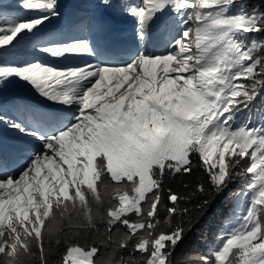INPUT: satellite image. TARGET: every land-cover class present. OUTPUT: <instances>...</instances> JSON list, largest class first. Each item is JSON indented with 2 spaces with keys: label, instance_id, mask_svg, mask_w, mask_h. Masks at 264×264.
Segmentation results:
<instances>
[{
  "label": "snow or ice",
  "instance_id": "obj_1",
  "mask_svg": "<svg viewBox=\"0 0 264 264\" xmlns=\"http://www.w3.org/2000/svg\"><path fill=\"white\" fill-rule=\"evenodd\" d=\"M102 4L136 21L126 58L91 38L92 16L50 28L59 0L0 10V89L20 80L50 102L0 105L24 158L12 170L16 154L0 153V264H182L177 247L226 192L199 264H264V122L237 119L264 106V0ZM197 175L166 192L169 177Z\"/></svg>",
  "mask_w": 264,
  "mask_h": 264
},
{
  "label": "rangeland",
  "instance_id": "obj_2",
  "mask_svg": "<svg viewBox=\"0 0 264 264\" xmlns=\"http://www.w3.org/2000/svg\"><path fill=\"white\" fill-rule=\"evenodd\" d=\"M114 2H118V0H114ZM129 2L135 4L138 2V0H129ZM19 3H20V0H0V5L5 6L0 10L7 11L13 15H18L21 17L30 15L23 8L19 6ZM59 3H60L62 19L59 21L53 22V24L50 25V28L54 30L58 31V30L63 29L65 31H68L69 27L71 26V24H73V21H74L73 20L74 18L72 15H75L77 9L82 8L86 10H92L97 15H99L100 18H101V15L104 17V14H105L108 18H113L114 20H116V22L122 19L119 25L120 26L128 25L127 29L130 26V21L132 20L134 28L131 29V31H135L136 21L132 17L126 15L123 10H115V9L106 8L102 4V0H59ZM18 11L20 12L19 14L17 13ZM105 25L106 27L113 28V24L110 21L105 22ZM104 28L105 27L100 26L98 30H95L94 32H92L91 38L94 41L96 40L98 43H102V41L98 38V36L102 35ZM115 50H117V48ZM32 58H38L42 60L45 64H52V65H55L61 68L69 64L73 66H77V65H83L87 62H93V63L95 62L94 60L88 57L74 58L65 63H61L60 61L47 57V56H38V57L34 56ZM14 59H16V57H12V56L7 57V60L9 61L14 60ZM77 59L79 60L77 61ZM9 90H11V92ZM33 90L34 88L31 85L26 84L20 80H14L13 82L9 83L7 87L0 89V105L7 107L8 105H11L12 103L16 101H23L33 106H38L39 104H41V101L45 99L39 96ZM0 129H3V124H0ZM1 151H2V147L0 145V152ZM13 154H16V159L13 161L11 168L12 170L18 171L19 167L22 166L24 163V158L19 155L20 153H17L15 151L13 152L12 150L11 151L7 150V153L3 155L5 157H10Z\"/></svg>",
  "mask_w": 264,
  "mask_h": 264
},
{
  "label": "trees",
  "instance_id": "obj_3",
  "mask_svg": "<svg viewBox=\"0 0 264 264\" xmlns=\"http://www.w3.org/2000/svg\"><path fill=\"white\" fill-rule=\"evenodd\" d=\"M264 10V6H262ZM20 13L19 11L17 12ZM257 39H264V34H258ZM12 90V89H11ZM11 90H9L11 92ZM260 108L259 111L256 109ZM254 124L264 122V106L260 105V101L253 106L251 112L245 111L241 113L237 119L239 122H244L248 117ZM199 176H189L186 178L180 177H169L166 180L165 190L172 189L174 192L185 193L191 189L195 181ZM187 183L190 188L185 189L184 184ZM242 187L241 183H235L231 185L229 191H234ZM232 209V202L228 199V193L226 192L223 196L217 197L216 201L213 203L209 211L202 217H200L199 222L196 224L195 228L187 234L185 239L177 247L175 256L177 260L181 261L182 264H199L197 259L198 255H207L208 246L214 244V237L216 236L218 229L221 226L222 220L229 215ZM64 251V247L61 246L59 253L52 257L53 261L59 260L60 254Z\"/></svg>",
  "mask_w": 264,
  "mask_h": 264
},
{
  "label": "bare ground",
  "instance_id": "obj_4",
  "mask_svg": "<svg viewBox=\"0 0 264 264\" xmlns=\"http://www.w3.org/2000/svg\"><path fill=\"white\" fill-rule=\"evenodd\" d=\"M83 11H85V10H83ZM83 11H81V12H83ZM97 23L100 24V25H102L103 27H105V26H104V18H103L102 20H100V21H97ZM104 29H106V27H105ZM107 31H109V30H107ZM110 36H111V35L108 36V39L110 38ZM113 39H114V38H113ZM106 47H108V46H106ZM113 48H114V49L117 48V51H118V50L120 49V46H118V45H114ZM78 60H79V59H77V61H78ZM33 91H34L35 93H37L35 89H34ZM37 94H38V93H37ZM12 151L14 152V150H12ZM24 155H26V153H25Z\"/></svg>",
  "mask_w": 264,
  "mask_h": 264
}]
</instances>
